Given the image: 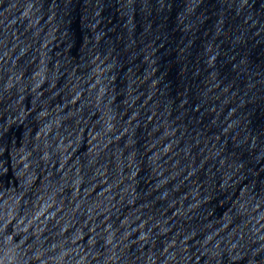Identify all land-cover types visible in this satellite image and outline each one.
Here are the masks:
<instances>
[{
    "label": "water",
    "instance_id": "obj_1",
    "mask_svg": "<svg viewBox=\"0 0 264 264\" xmlns=\"http://www.w3.org/2000/svg\"><path fill=\"white\" fill-rule=\"evenodd\" d=\"M0 264H264V0H0Z\"/></svg>",
    "mask_w": 264,
    "mask_h": 264
}]
</instances>
